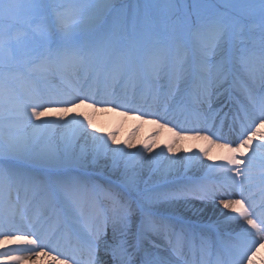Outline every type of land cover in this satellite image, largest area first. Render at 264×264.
<instances>
[{"label": "snow or ice", "instance_id": "1", "mask_svg": "<svg viewBox=\"0 0 264 264\" xmlns=\"http://www.w3.org/2000/svg\"><path fill=\"white\" fill-rule=\"evenodd\" d=\"M20 9L19 0H0V244L16 242L0 251V264L48 255V264H254L264 247V94L249 91L250 104L231 122V108L223 110L232 103L226 86L235 74L243 70L255 80L252 58L264 81V0H207L191 12L175 0L137 5L135 12L114 0H73L57 13L58 42L47 26L41 29L38 55L14 48L26 35L14 32L24 23ZM250 23L259 25L258 53ZM55 78L60 85L52 87ZM18 82L26 87L18 89ZM80 105L151 119L177 140L194 134L227 149L222 162L206 165L223 182L209 188L164 177L170 187L163 194L141 191L126 161L133 145L121 147L116 133H100L90 116L63 115ZM50 108L61 115L45 117ZM155 147L144 142L140 155ZM177 148L174 140L166 151ZM201 156L208 151L186 159L202 164ZM4 157L37 167L6 165ZM122 163L124 177L114 188L86 178L88 169L115 171ZM29 192L62 210L63 232L40 211L29 213ZM100 192L107 204L97 203ZM197 200H219L224 223L235 225L227 239L209 230ZM162 236L171 249L166 257L157 254Z\"/></svg>", "mask_w": 264, "mask_h": 264}, {"label": "bare ground", "instance_id": "2", "mask_svg": "<svg viewBox=\"0 0 264 264\" xmlns=\"http://www.w3.org/2000/svg\"><path fill=\"white\" fill-rule=\"evenodd\" d=\"M251 64L255 67V80L243 70L235 74L234 81L226 86L231 100L237 97L248 99L249 91L257 98H259L261 94H264V81L260 79L259 62L257 59L252 58ZM59 85V79H53L51 86L57 87ZM15 87L23 90L26 85L23 82H18ZM123 87L122 85L121 88ZM232 90H235L237 95L233 94V92H231ZM216 104L217 103L214 104V107ZM73 113H78L82 116H90L93 121V127L98 129L102 134L108 132L116 133V140L121 147L125 145V142H129L133 145L131 149L126 148V151L133 153L131 157L126 158V161L129 175H136L141 191L148 190L150 193L163 194L168 190V187H170V185L165 184L164 177L169 181L202 184L209 188L219 187L223 182L224 178L218 173L209 170L206 165L222 162L223 156L227 154V149L225 148L219 147L216 144H211L209 141L203 139L193 138L194 134H189L183 139L177 140L172 131H169L168 128L160 127L159 124L152 123L151 119L141 120L132 114L123 115L122 111H113L110 109L106 111L97 110L89 108L87 105H80L70 108L68 113L63 115L68 116ZM59 115L61 114L58 113L55 108H50L45 112V117L57 118ZM226 123H228V121H226ZM169 127H171V125H169ZM174 140H176L178 148L175 152L168 153L166 151V146ZM144 142L155 143L156 147L153 149L152 153H144L143 156H141L140 151H142ZM220 143H222V141ZM80 144L83 145L84 142L81 141ZM111 146L116 147L117 145L113 144ZM88 147L90 149V143ZM161 148H164L165 151L157 156L156 154ZM201 149L208 151L207 157H200L203 161L202 164L194 159L190 163L188 159H186V157H192L193 153L198 154ZM148 156L153 157V159L145 160L144 157ZM177 157L180 159H177ZM14 160L17 161V165L28 168L37 167L28 160H17L12 157L3 158L6 165H16L13 163ZM124 171L125 166L123 163L119 170L115 171L111 167L100 169L93 168L86 171V178L91 180L92 183L97 185L100 189L114 188L122 182ZM28 201L30 202L28 207L29 213L38 210L41 212L43 218L48 221V225L53 229H57L59 232L65 230L64 213L60 208L47 200L42 193L33 195L29 192ZM100 202L107 204V202L104 201L102 192L97 195V203ZM194 203L197 207H203L204 211L201 218L208 226L209 230L212 232H217L219 230L222 238L227 239L235 225L224 223V218L221 216L222 206L219 205V200H217L215 204L211 201L202 202L198 200L194 201ZM20 204H24L23 195ZM160 207L164 208L166 205H161ZM84 211H90L86 203ZM223 211L227 212L229 210ZM109 239H111L110 230ZM15 243L16 242H8L7 244H0V251L14 246ZM157 243L159 245L157 254L165 257L168 256L171 252L168 246V238L163 236L159 237L157 238ZM213 251H215V249H213ZM101 255H104L105 259L108 258L103 251H101ZM198 258H200L199 254H197L196 259ZM51 259V255L42 256L26 261L25 264H48ZM56 264H59V261H57ZM254 264H264V247L259 250L257 256L254 258Z\"/></svg>", "mask_w": 264, "mask_h": 264}, {"label": "rangeland", "instance_id": "3", "mask_svg": "<svg viewBox=\"0 0 264 264\" xmlns=\"http://www.w3.org/2000/svg\"><path fill=\"white\" fill-rule=\"evenodd\" d=\"M116 6L127 7L129 11L135 12L137 5H142L147 2H157V0H114ZM178 7L181 10L193 11V4H199L207 2V0H175ZM215 3H219L220 0H213ZM21 4L20 17L24 23H16L14 26V32L19 30L26 35L20 37L18 44L14 45L15 50L22 51L25 54L38 55L44 51L41 47L43 44V35L41 29L47 26L50 33L53 34L51 37H55V33H58L61 37V32L57 26V13L63 11L65 7L73 3V0H19ZM63 6V7H62ZM257 25V26H256ZM248 32L255 39L256 52L259 51V39L260 29L258 23H250L248 26ZM28 33H34V35L40 40V45L37 47L26 42L28 38L33 36ZM249 43V47H251ZM243 47V45H241Z\"/></svg>", "mask_w": 264, "mask_h": 264}]
</instances>
